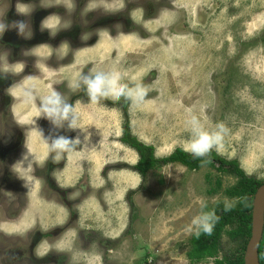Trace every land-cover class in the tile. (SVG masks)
Returning <instances> with one entry per match:
<instances>
[{
	"label": "rangeland",
	"instance_id": "374dc122",
	"mask_svg": "<svg viewBox=\"0 0 264 264\" xmlns=\"http://www.w3.org/2000/svg\"><path fill=\"white\" fill-rule=\"evenodd\" d=\"M13 2L0 0V56L14 51L18 21L27 25L18 38L31 45L0 97V264H216L189 258L188 227L201 203L238 207L225 194L237 177L179 163L143 177L123 124L128 118L134 136L166 157L184 149L190 115L209 128L223 123L214 151L264 182V0H27L29 16L18 21ZM93 65L142 83V105L91 103L75 83ZM31 86L65 95L87 129L60 161L44 141L53 130L39 100L24 98ZM60 134L75 139L79 130ZM219 178L222 189L209 194ZM240 248L225 233L218 258Z\"/></svg>",
	"mask_w": 264,
	"mask_h": 264
},
{
	"label": "clouds",
	"instance_id": "9594fccd",
	"mask_svg": "<svg viewBox=\"0 0 264 264\" xmlns=\"http://www.w3.org/2000/svg\"><path fill=\"white\" fill-rule=\"evenodd\" d=\"M16 28L18 34L22 36L26 34L27 25L23 21H18ZM5 29L6 25L0 23V33H3ZM75 88L82 89L91 103L107 100L122 101L137 108L142 105L147 94L142 83L136 82L134 78L126 77L115 66L96 67L93 65L87 74L82 73L78 76ZM24 98L27 103L36 105L39 100V117L43 116L52 126V134L44 141L48 145L49 152L54 154L52 156L54 161H60L76 151L77 145L81 143V135L87 138L85 135L87 129L82 128L80 124V113L75 105L69 103V99L59 91L53 90L47 95H41L35 86L26 87ZM185 125L188 138L184 144V151L194 159L202 160L208 157L214 149L218 150L227 133L223 123H217L209 128L195 114L185 120ZM60 130H79V134L73 139L67 135H61ZM29 153H31L30 150ZM27 157L28 154H25L24 159L27 160ZM234 206L235 201L229 199L223 201L224 211H231ZM218 222L219 217L215 208L209 207L207 203H201L200 211L192 218L188 231L197 238L201 235L211 236Z\"/></svg>",
	"mask_w": 264,
	"mask_h": 264
},
{
	"label": "trees",
	"instance_id": "16d2710c",
	"mask_svg": "<svg viewBox=\"0 0 264 264\" xmlns=\"http://www.w3.org/2000/svg\"><path fill=\"white\" fill-rule=\"evenodd\" d=\"M264 41V36H263ZM122 142L139 155V161L135 166L136 171L141 176L146 177L150 171L158 170L164 166L179 163L189 170H200L204 166L216 169L221 174H230L237 177V183L225 190V194L231 198L240 199L238 207H233L231 211H224L223 204H216L213 207L219 217V222L211 236L201 235L199 238L193 236L191 240V250L188 256L191 260L201 261L207 258H214L216 264H246L245 253L247 245L252 236L254 200L263 181L249 176L236 159H227L216 151L204 159H194L184 149L178 148L166 157H157L153 146L140 141L132 133L130 120L123 124ZM222 180H217L216 186L209 189V194H216L222 189ZM230 228V230H228ZM227 233L233 241L238 242L242 247L232 255H227L224 259H219L222 240ZM259 261L264 264V234L259 248Z\"/></svg>",
	"mask_w": 264,
	"mask_h": 264
},
{
	"label": "flooded vegetation",
	"instance_id": "af4514ba",
	"mask_svg": "<svg viewBox=\"0 0 264 264\" xmlns=\"http://www.w3.org/2000/svg\"><path fill=\"white\" fill-rule=\"evenodd\" d=\"M13 10H12V14L13 15H16L14 17H12L14 19V21H18L20 19H25L29 16V14H27L29 11H30V7L29 6H25V2H27V0H13ZM21 4L22 6H19ZM24 8V10H23ZM19 10V11H18ZM51 10H54V7L51 8ZM24 11V13H23ZM22 12V13H20ZM37 11H35L36 13ZM45 11L43 10V12H39L40 14L37 16L36 20L37 22L40 21L41 19V14L44 13ZM33 13V14H35ZM26 14V15H25ZM53 16H55L56 18V15H55V12L51 15V18L49 19V21L54 18ZM54 18V20H55ZM35 20V21H36ZM55 22V21H54ZM45 23V21L43 22ZM40 25V24H39ZM41 27V26H40ZM42 31L38 30L37 31V34H33V42L34 44H37V45H41V42L43 41V28L41 27ZM18 29L16 28V30L14 31V34H13V38L9 41V44H13L15 45V49L14 51L10 52V55L6 54L5 52L3 54H1L0 56V73L2 74L0 76V97L3 96V90L9 86L12 82H14V78L12 77V75L10 73H8V71L2 73V62H8L10 65L14 66L15 64H19V63H24V57H25V53H26V50L27 48L26 47H29V45H31V41H29L28 39V36H24L22 38H18ZM21 51V52H20ZM20 52V56H19V59L18 60H12V57L13 56H16L17 53ZM28 65V64H27ZM4 75V77H3ZM11 77V78H10ZM11 79V80H10ZM13 80V81H12ZM1 103V102H0ZM14 118H15V115H14ZM16 119V118H15ZM14 121L16 123H18L17 119ZM19 152V151H18ZM21 152V150H20ZM19 152V153H20ZM18 153V154H19ZM11 167V166H10Z\"/></svg>",
	"mask_w": 264,
	"mask_h": 264
},
{
	"label": "water",
	"instance_id": "95a60500",
	"mask_svg": "<svg viewBox=\"0 0 264 264\" xmlns=\"http://www.w3.org/2000/svg\"><path fill=\"white\" fill-rule=\"evenodd\" d=\"M264 234V184L259 188L253 210L252 236L245 253L246 264H260L259 248Z\"/></svg>",
	"mask_w": 264,
	"mask_h": 264
},
{
	"label": "crops",
	"instance_id": "0c3cea01",
	"mask_svg": "<svg viewBox=\"0 0 264 264\" xmlns=\"http://www.w3.org/2000/svg\"><path fill=\"white\" fill-rule=\"evenodd\" d=\"M12 70H15L12 65H10L8 62H2V73L6 72V71H12ZM1 75L2 74L0 73V76ZM3 77H4V75H3ZM15 118L17 119L16 115H15ZM21 152H22V150H21ZM10 166H11V168H14L13 161H12V164Z\"/></svg>",
	"mask_w": 264,
	"mask_h": 264
},
{
	"label": "bare ground",
	"instance_id": "6f19581e",
	"mask_svg": "<svg viewBox=\"0 0 264 264\" xmlns=\"http://www.w3.org/2000/svg\"><path fill=\"white\" fill-rule=\"evenodd\" d=\"M18 5H19V4H18ZM19 6H22V5L20 4ZM23 10H24V8H23ZM25 10H26V9H25ZM25 10H24V11H25ZM18 11H19V10H18ZM24 11H23V13H24ZM20 13H22V12H20ZM25 15H26V14H25ZM53 17L55 18V16H53ZM50 18H51V17H50ZM50 18H49V19H50ZM55 20H56V18H55ZM55 20H54V21H55ZM46 22H47V21H46ZM55 23H57V21H56ZM74 23H75V22H74ZM44 24H45V23H44ZM51 29H52V28H51ZM51 29H50V30H51ZM117 46H118V45H117ZM40 47H41V46H40ZM58 48H59V47H58ZM37 49H38V48H37ZM39 49H40V48H39ZM56 49H57V48H56ZM34 50H35V49H34ZM34 50H33V51H34ZM72 50H73V49H72ZM31 52H32V51H31ZM36 52H37V51H36ZM39 52H40V51H39ZM41 53H42V52H41ZM117 53H118V52H117ZM28 56H29V55H28ZM90 56H91V55H90ZM30 57H31V56H30ZM33 57H34V56H33ZM36 57H39V56L36 55ZM41 57H42V56H41ZM34 58H35V57H34ZM39 58H40V57H39ZM37 59H38V58H37ZM37 59H36V60H37ZM39 60H40V59H39ZM42 62H43V61H42ZM10 78H11V77H10ZM10 80H11V79H10ZM12 81H13V80H12ZM12 83H13V82H12ZM24 101H25V100H24ZM39 212H40V211H39Z\"/></svg>",
	"mask_w": 264,
	"mask_h": 264
}]
</instances>
